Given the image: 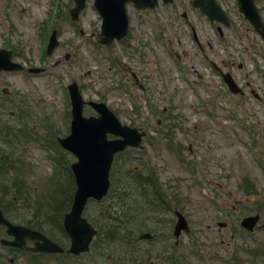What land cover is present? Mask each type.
I'll return each instance as SVG.
<instances>
[{
    "label": "rangeland",
    "instance_id": "obj_1",
    "mask_svg": "<svg viewBox=\"0 0 264 264\" xmlns=\"http://www.w3.org/2000/svg\"><path fill=\"white\" fill-rule=\"evenodd\" d=\"M93 1L87 0L79 19L73 21L69 14L73 0H0V42L3 39L2 44L20 52L17 62L46 68L33 76L14 75L9 79L10 92L0 100L4 103L11 95L9 108L24 115L21 123L28 135V153L24 157L20 148L15 157L24 158L19 175L26 181L24 193L31 196L27 211L35 212L47 202L51 180L67 179L68 167L76 160L57 144L58 137L70 133L67 86L75 82L86 100L105 102L123 125L148 132L142 149L120 155L117 166L139 168L142 173L150 169L163 186L152 195L156 202L150 198L139 208L134 203L128 207L130 220L124 218L123 230L113 236L112 258L94 256L91 251L89 258L74 259L71 264H132L129 259L135 253L157 244L134 246L129 242L132 231L139 235L154 232L152 228L164 229L150 214L138 215L145 213L148 204L159 211L161 222L175 223L173 213H163L165 202L181 210L192 229L190 234H182L176 251L185 263H234L233 255L241 256L242 263L249 259L242 249L257 245L250 252H258L253 259H260L264 243V42L238 11L237 0H217L232 23L223 27V36L216 32V24L191 12L183 0L148 12L129 5L128 36L104 47H98L101 17ZM256 3L264 20V0ZM182 11L189 14L187 22L181 18ZM190 25L197 28L206 58L191 36ZM52 27L58 31L60 44L48 55L47 29ZM214 65L231 72L245 93H230ZM15 95L18 97L13 99ZM85 109L86 115H97ZM5 112L8 116L1 119V128L16 120ZM167 132L172 134L170 138ZM69 189L68 197L76 190L71 181ZM139 197L131 199L139 201ZM105 199L91 201L86 208L87 218L96 226L102 225L101 220L107 222L105 212L114 220L106 208L114 198ZM13 205L25 209L21 203ZM255 213L262 215V226L247 235L240 221ZM48 218L53 220L54 215L48 214ZM145 222L151 226L140 231ZM220 222L227 223L225 228L218 227ZM166 230L173 245L172 226ZM53 232L67 243L60 230ZM198 242L201 248H197Z\"/></svg>",
    "mask_w": 264,
    "mask_h": 264
},
{
    "label": "water",
    "instance_id": "obj_2",
    "mask_svg": "<svg viewBox=\"0 0 264 264\" xmlns=\"http://www.w3.org/2000/svg\"><path fill=\"white\" fill-rule=\"evenodd\" d=\"M132 1L138 7L152 5L149 0H96L95 5L104 17L102 43H111L117 36L122 38L128 30V16L126 14L125 2ZM205 12L213 19H222L227 22L226 15L214 0H204ZM239 9L251 22L255 31L264 39V22H262L259 11L256 10L254 0H239ZM85 0H76V8L72 10V18L76 19L80 11L84 8ZM118 8L121 10L118 13ZM48 52L55 46L56 33L51 38ZM40 69L34 70V72ZM232 91L239 92L234 81L229 75L224 76ZM71 98H73V123L71 134L59 139V143L68 151L77 156L78 161L73 163L72 169L76 177V193L74 203L69 213L65 217V228L71 235V252L79 254L88 251L90 242L97 234L90 223L82 218V213L88 198L101 199L107 194L109 189V171L114 155L128 146L139 147L142 144L143 131L129 128L120 123L115 115L104 103L88 102L100 113L99 117H83L84 100L76 87L71 85ZM108 133L118 138L109 139ZM179 221L175 227V235L179 236L182 229L189 230L187 221L182 214L177 213ZM260 215L247 217L242 221V226L253 230ZM141 238H150V234ZM42 250L56 252L61 250L57 245L46 240Z\"/></svg>",
    "mask_w": 264,
    "mask_h": 264
},
{
    "label": "flooded vegetation",
    "instance_id": "obj_3",
    "mask_svg": "<svg viewBox=\"0 0 264 264\" xmlns=\"http://www.w3.org/2000/svg\"><path fill=\"white\" fill-rule=\"evenodd\" d=\"M160 6L163 8H167L170 4L164 3V0H159ZM175 0H173L174 2ZM191 9V12L194 10L192 8V0H183ZM184 18L186 21L189 18V14L187 11H182L181 18ZM192 33L195 36V26H190ZM197 34V32H196ZM199 36V33H198ZM196 38V36H195ZM200 36L197 38V42H200ZM3 43V39L0 42V50L7 49L11 52L12 60L17 61L19 58L21 59L22 55L20 52L11 46H5ZM7 53V51H5ZM8 54V53H7ZM9 55V54H8ZM17 59V60H16ZM23 72L17 71H0V100H3L4 97L7 96V93L10 92L8 89L12 87L11 82L9 81L14 75L22 74ZM11 96V95H10ZM8 95V99L5 100L4 103L0 102V121L3 117H7L6 110H8V114H10L11 118L15 117L14 122H9L5 125V127L1 128L0 126V136L3 132L7 133L14 137V139L25 140L26 134H24V124L21 123L23 119V112L18 110H12L9 108V104H11V98ZM18 97L15 95L13 99ZM14 123V125H10ZM5 197L0 193V203L8 204L17 202L20 204L22 198L17 196L12 199L3 198ZM0 264H71L70 253L66 252L64 254H49L42 253L36 250V246L39 243L38 236H36L35 232H40L43 235H46L49 239H52L50 233L57 229L50 228L39 229L35 223V213L32 211H26V209L19 208H9L7 209L4 205H0ZM9 223L19 227L20 229H12L9 226ZM47 224H50L47 221ZM68 242V236L65 237ZM67 244V243H65Z\"/></svg>",
    "mask_w": 264,
    "mask_h": 264
},
{
    "label": "trees",
    "instance_id": "obj_4",
    "mask_svg": "<svg viewBox=\"0 0 264 264\" xmlns=\"http://www.w3.org/2000/svg\"><path fill=\"white\" fill-rule=\"evenodd\" d=\"M10 166H14L13 164V159L10 158V155L8 154V152H2L0 154V169H3V171H0V174L4 173V169L7 170L8 167ZM123 169L120 168L119 170V166H117L115 169H114V174L116 172H121ZM138 169H135V168H132V169H129V172H132V171H137ZM135 178H137V180H139L141 177L140 176H137L135 175L134 176ZM121 180H122V177H121ZM120 178L119 177H115L113 179V190L112 191V195H113V198H115L118 203L117 204H122V203H125V200H124V196L127 195V193L122 190V186L120 187V185H116L118 181H120ZM1 181V180H0ZM138 186L140 187H148L147 186V183H144V184H139L138 183ZM118 190H120V192L118 194H116L115 192H117ZM125 194V195H124ZM71 197H68L67 194H63L62 192L59 193V190H58V185L56 186V190L53 192V195L50 196V198L48 200H46L47 202L44 203V206L46 208V211L48 214L51 215H54V218H53V221L57 220L58 219V216L59 215H62L64 213V211H66V209L70 206L71 204ZM119 206V205H118ZM47 207H50L51 208V213H49V209ZM125 206L122 204V206L119 208V209H116V210H113L115 209L114 206L111 205L110 209L111 211H115V213L113 214V217H114V220L112 218V223L110 225V220H109V224L108 226L106 225H102V228H100V231H103L107 236L108 238L106 239V242L108 244L107 246V251H103L104 254L106 255H110V248L112 246V244H110V242L112 243L113 242V236L115 235H118L120 234L119 230L122 231L123 230V227L124 225L126 224V221H121L120 219H123V218H126L127 217V212H126V209H124ZM110 214V213H109ZM117 224V226H116ZM119 229V230H118ZM115 232V233H112ZM260 264H264V245H261L260 246ZM161 255V259H162V254H159ZM148 258H154V257H157L158 259V255H156L155 253L151 252L149 253L148 255ZM176 257V256H174ZM241 260V256L239 255H235L234 258H233V261L235 264H238ZM182 263V260L179 261L178 259L175 260V264H181ZM242 264H254L252 261H244L242 262Z\"/></svg>",
    "mask_w": 264,
    "mask_h": 264
},
{
    "label": "bare ground",
    "instance_id": "obj_5",
    "mask_svg": "<svg viewBox=\"0 0 264 264\" xmlns=\"http://www.w3.org/2000/svg\"><path fill=\"white\" fill-rule=\"evenodd\" d=\"M121 9L120 8H118V13H119V11H120Z\"/></svg>",
    "mask_w": 264,
    "mask_h": 264
}]
</instances>
